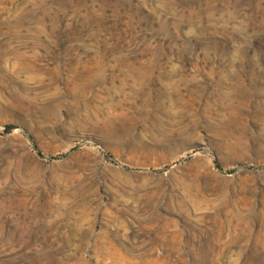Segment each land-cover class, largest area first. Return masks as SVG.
<instances>
[{"label":"rangeland","instance_id":"rangeland-1","mask_svg":"<svg viewBox=\"0 0 264 264\" xmlns=\"http://www.w3.org/2000/svg\"><path fill=\"white\" fill-rule=\"evenodd\" d=\"M0 264H264V0H0Z\"/></svg>","mask_w":264,"mask_h":264}]
</instances>
